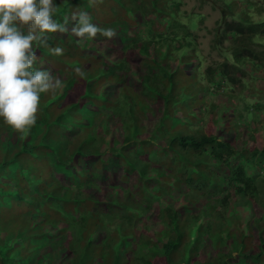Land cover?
<instances>
[{"label":"trees","instance_id":"16d2710c","mask_svg":"<svg viewBox=\"0 0 264 264\" xmlns=\"http://www.w3.org/2000/svg\"><path fill=\"white\" fill-rule=\"evenodd\" d=\"M198 1L203 71L182 0H54L69 32L33 70L63 87L26 137L0 117V264H264V0ZM79 11L116 37L74 36Z\"/></svg>","mask_w":264,"mask_h":264},{"label":"clouds","instance_id":"9594fccd","mask_svg":"<svg viewBox=\"0 0 264 264\" xmlns=\"http://www.w3.org/2000/svg\"><path fill=\"white\" fill-rule=\"evenodd\" d=\"M102 2L89 0L90 6ZM55 12L54 0H0V117L25 137L37 122L41 94L63 87L50 70H33L36 47L47 45L48 34L69 32V21L57 22ZM71 22V33L81 40L98 34L110 40L116 37L114 29L92 23L88 12L73 13ZM51 52L59 56L63 49L57 46Z\"/></svg>","mask_w":264,"mask_h":264},{"label":"rangeland","instance_id":"374dc122","mask_svg":"<svg viewBox=\"0 0 264 264\" xmlns=\"http://www.w3.org/2000/svg\"><path fill=\"white\" fill-rule=\"evenodd\" d=\"M183 4L181 6V10L183 11H193V12H200L203 15V21L201 22V25L197 29H194L195 33V47L197 49V54L200 59V67L199 70L203 71L210 63L216 60H220L221 58L218 56V54L214 50H210L209 48V39L210 35L208 33V30L213 26L214 21L219 16V9L216 10L211 7L212 3H200L198 0H182ZM222 60V59H221ZM246 79V77H245ZM259 80H257V84H259L260 87H262L261 83H258ZM251 83V81H250ZM249 85V83H248ZM240 88L239 84L236 86V88L232 91L234 93L238 92V89ZM249 89H251L249 87ZM248 87L244 86L241 88L240 93L242 95H246L247 91H249ZM216 100V99H215ZM206 102L208 103V98L206 99ZM225 105L228 106L230 104V101L225 99L224 100ZM197 107H194L196 109ZM182 110V108H180ZM183 111V110H182ZM185 114H187L188 117L192 115L191 112L183 111ZM194 114V112H193ZM187 116L184 115V118H187ZM179 117V116H175ZM197 126L202 127V124L204 120L200 117H196ZM239 210V214L243 213V211Z\"/></svg>","mask_w":264,"mask_h":264}]
</instances>
